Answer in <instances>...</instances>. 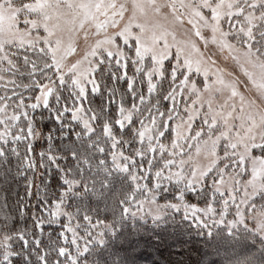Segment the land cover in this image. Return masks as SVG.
<instances>
[{
  "label": "snow or ice",
  "instance_id": "snow-or-ice-1",
  "mask_svg": "<svg viewBox=\"0 0 264 264\" xmlns=\"http://www.w3.org/2000/svg\"><path fill=\"white\" fill-rule=\"evenodd\" d=\"M142 261L264 264V0H0V264Z\"/></svg>",
  "mask_w": 264,
  "mask_h": 264
},
{
  "label": "trees",
  "instance_id": "trees-1",
  "mask_svg": "<svg viewBox=\"0 0 264 264\" xmlns=\"http://www.w3.org/2000/svg\"><path fill=\"white\" fill-rule=\"evenodd\" d=\"M114 195H119V193H115ZM114 195L113 194H110V197L114 198ZM193 202H195V200L193 199ZM169 231H171V228L169 226ZM45 231L47 232V228L45 229ZM147 235H152L151 231H149L148 233H146ZM161 235H163V233H161ZM160 239V236L156 235V236H153V240L154 242H158ZM248 244H252V243H255L256 244V248H259V243L258 241H253L251 240L250 238L246 241ZM195 245L196 246H200V242L198 239L196 238H193V241L186 244L184 247H185V250L189 252V254L195 258L196 256V251H195ZM201 246L206 248L209 252H210V256L208 257L209 259H218L220 256H223L225 255V249H226V245H223L222 242H218L216 239H213L210 243H207V244H204L203 242H201ZM219 249V256L217 255V252L214 251V249ZM253 251H255V249H252ZM149 251H153L152 249H149ZM171 251L173 253H177V252H180L181 249L177 246H173L171 248ZM232 251L231 248H228L227 249V252L228 254H230ZM176 258H180V257H176ZM153 259H156V260H160L161 258L156 255L154 252H153ZM141 264H149L148 261H142Z\"/></svg>",
  "mask_w": 264,
  "mask_h": 264
},
{
  "label": "rangeland",
  "instance_id": "rangeland-1",
  "mask_svg": "<svg viewBox=\"0 0 264 264\" xmlns=\"http://www.w3.org/2000/svg\"><path fill=\"white\" fill-rule=\"evenodd\" d=\"M201 48H202V50H203V46H201ZM211 52H212V50L211 49H209L208 50V52L207 53H205L206 55H210L211 54ZM215 58V57H214ZM222 63V62H221ZM238 87L242 90L243 89V87H244V85L241 83L240 85H238Z\"/></svg>",
  "mask_w": 264,
  "mask_h": 264
}]
</instances>
